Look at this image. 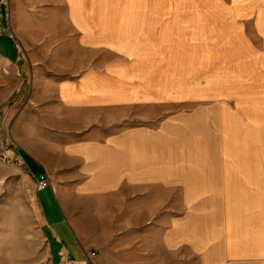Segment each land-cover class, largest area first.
<instances>
[{"label": "crops", "instance_id": "obj_1", "mask_svg": "<svg viewBox=\"0 0 264 264\" xmlns=\"http://www.w3.org/2000/svg\"><path fill=\"white\" fill-rule=\"evenodd\" d=\"M52 2L41 24L23 8L20 21L25 28L46 27L60 45L72 37V71L47 75L32 68L26 42L15 32L14 0H0V105L21 90L23 74L34 92L42 85L38 78L45 76L64 111L85 114L75 122L88 124L89 130L98 121L106 124L103 135L91 130L64 149L76 165L72 176L69 165L66 180L51 175L50 186L80 244L77 258L63 244L71 263L264 264L262 192L249 196L244 207L237 197L232 214L197 213L193 207V190H262L264 174L236 167L227 171L222 162L210 165L200 157L188 160L184 150L170 145L177 140L175 123L161 124L163 109L201 105L209 132L208 126L227 118L240 122L243 108L259 106L264 98V0L203 3L201 39L194 42L177 39L172 5L160 10L143 0ZM196 92L200 103L188 104ZM135 109L145 110L143 123L113 127L128 118L113 113ZM214 151L215 156L231 155ZM26 157L34 176L43 177V166ZM61 188L74 190L75 216L59 201L56 189ZM82 204L89 208L90 236L79 227V217L76 221ZM54 237L61 242L59 234Z\"/></svg>", "mask_w": 264, "mask_h": 264}, {"label": "rangeland", "instance_id": "obj_2", "mask_svg": "<svg viewBox=\"0 0 264 264\" xmlns=\"http://www.w3.org/2000/svg\"><path fill=\"white\" fill-rule=\"evenodd\" d=\"M43 1L14 0L15 32L26 42L25 51L31 55V67L36 68L38 72H47V75L71 72L75 51L72 37H68V41L60 45L59 38L50 37L51 30L46 27L25 28L23 25L26 23L20 21L22 11L27 9L32 12L30 16L36 19L35 24H41L38 21L44 20L53 5L52 0ZM142 3L153 8L155 5L160 6V10L164 6L172 5L179 32L177 39L194 42L201 39V5L225 4L229 3V0H143ZM20 78L23 79L21 90L0 105V264H66L62 262L63 254H67L63 250V244L67 246L66 250L71 251L77 258L79 240L51 186L38 192L39 181L46 180L51 185L52 173L54 177L59 175L61 181L66 180L68 165L72 176L76 165L71 163L74 159L68 156L64 149L74 141L80 140L84 136L83 133L91 130L103 135L106 124L104 121H98L95 127L89 130L88 124L75 122V117L81 116L78 118L81 119L85 114H75L62 109L50 77L38 78L42 85L36 92L33 91L32 82L26 74ZM190 100L194 101L187 102L190 105L200 103V92L194 93ZM258 105L253 109L243 108L240 122L227 118L226 123L208 126L209 132L202 123L201 105L190 107L183 104L169 110L163 109L161 124L164 126L169 120L175 123L177 140L170 142V145L179 153L184 150L188 154L184 158L188 160L200 157L204 162L208 160L210 165L222 162L227 171L236 167L243 171L257 170L258 174H264V98ZM137 111L138 109L130 110V113L126 114L113 113V117L128 116L124 122L113 127L143 123L145 110ZM231 112L227 117L233 116L234 112ZM81 127L87 130L79 132ZM214 149L231 155L215 156L217 152ZM191 154H194V157H191ZM26 155L43 166V177L37 179L34 176ZM37 192L41 208L35 197ZM56 192L61 204H67L75 216L74 190L61 188L56 189ZM257 192L264 195V189L255 188L193 190V207L197 213L214 212L219 216L232 214L237 197H241L244 207L248 206L249 196H257ZM88 209L87 204H82L76 214V221L79 217V227L90 236ZM55 233L61 236V242L55 239Z\"/></svg>", "mask_w": 264, "mask_h": 264}, {"label": "built area", "instance_id": "obj_3", "mask_svg": "<svg viewBox=\"0 0 264 264\" xmlns=\"http://www.w3.org/2000/svg\"><path fill=\"white\" fill-rule=\"evenodd\" d=\"M48 186H50L48 181H46V180H40L39 181V188L40 189H44V188H46ZM62 262L63 263H66V264L67 263L70 264L72 262V257L70 256V254L69 255H67V254L66 255H63Z\"/></svg>", "mask_w": 264, "mask_h": 264}]
</instances>
